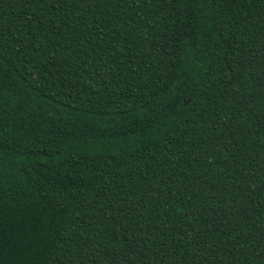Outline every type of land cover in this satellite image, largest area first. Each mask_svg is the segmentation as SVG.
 <instances>
[{"label": "trees", "instance_id": "obj_1", "mask_svg": "<svg viewBox=\"0 0 264 264\" xmlns=\"http://www.w3.org/2000/svg\"><path fill=\"white\" fill-rule=\"evenodd\" d=\"M0 264H264V0H0Z\"/></svg>", "mask_w": 264, "mask_h": 264}, {"label": "water", "instance_id": "obj_2", "mask_svg": "<svg viewBox=\"0 0 264 264\" xmlns=\"http://www.w3.org/2000/svg\"><path fill=\"white\" fill-rule=\"evenodd\" d=\"M190 102V98L184 103V105H187Z\"/></svg>", "mask_w": 264, "mask_h": 264}]
</instances>
